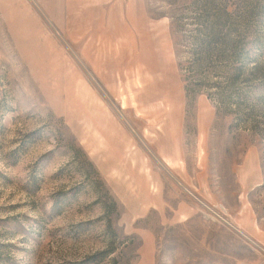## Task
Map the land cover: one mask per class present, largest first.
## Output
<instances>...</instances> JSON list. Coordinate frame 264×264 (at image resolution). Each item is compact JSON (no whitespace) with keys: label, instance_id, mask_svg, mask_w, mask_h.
<instances>
[{"label":"rangeland","instance_id":"1","mask_svg":"<svg viewBox=\"0 0 264 264\" xmlns=\"http://www.w3.org/2000/svg\"><path fill=\"white\" fill-rule=\"evenodd\" d=\"M249 220L264 0H0V264H264Z\"/></svg>","mask_w":264,"mask_h":264},{"label":"crops","instance_id":"2","mask_svg":"<svg viewBox=\"0 0 264 264\" xmlns=\"http://www.w3.org/2000/svg\"><path fill=\"white\" fill-rule=\"evenodd\" d=\"M240 229L249 237L253 238L255 243L264 250V230L254 226L249 220L246 226H240Z\"/></svg>","mask_w":264,"mask_h":264},{"label":"trees","instance_id":"3","mask_svg":"<svg viewBox=\"0 0 264 264\" xmlns=\"http://www.w3.org/2000/svg\"><path fill=\"white\" fill-rule=\"evenodd\" d=\"M214 32H215V30L213 29V37H215V36H216V34H215ZM219 49H222V48H219Z\"/></svg>","mask_w":264,"mask_h":264}]
</instances>
